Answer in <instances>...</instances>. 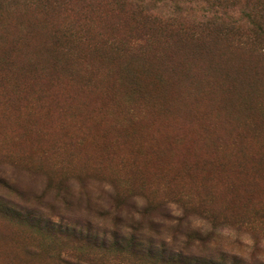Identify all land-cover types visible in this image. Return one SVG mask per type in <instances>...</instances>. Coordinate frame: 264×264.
Returning a JSON list of instances; mask_svg holds the SVG:
<instances>
[{"label":"rangeland","instance_id":"374dc122","mask_svg":"<svg viewBox=\"0 0 264 264\" xmlns=\"http://www.w3.org/2000/svg\"><path fill=\"white\" fill-rule=\"evenodd\" d=\"M26 1L0 6V264L264 261V0Z\"/></svg>","mask_w":264,"mask_h":264},{"label":"trees","instance_id":"16d2710c","mask_svg":"<svg viewBox=\"0 0 264 264\" xmlns=\"http://www.w3.org/2000/svg\"><path fill=\"white\" fill-rule=\"evenodd\" d=\"M5 1L7 3L8 2H12L13 5H17L19 2L25 1V0H0V6L3 5L2 3L5 2ZM49 1L50 0H28L26 2H27V6H39L40 8H45L47 5H49V3H47ZM56 3H58V4L62 3L63 6H65L66 4H69L66 0H55L54 3H53V5L55 6ZM65 7H67V6H65ZM258 10L260 12V15H262L261 16L262 21L259 22V20H258L257 22L253 23V25L255 27L253 28V30H250L251 31V34L247 36L248 37L247 43L250 44L251 46H257L258 44H260V43H262L264 41V10L261 7ZM249 16L250 15H247V17H249ZM145 20L146 21H149V25L151 23L152 25H157L158 27L159 26H164V28H163L164 30H165L166 27H168V22L166 20L163 21L162 19H159L156 16L153 17V15H147V14H145ZM163 22H164V24H162ZM72 30H73V27L70 24H68L66 26L65 33L71 32ZM161 203H162V205H161ZM159 205L162 206V207H164V206L167 205V203L160 202ZM185 208H187V207L184 206L183 209H185ZM164 210L166 211L167 216L169 218L178 219L177 217H174L172 215L171 211L168 210V209H166V207L164 208ZM134 244H135V242H133L131 245L133 246ZM220 255H221L222 262L219 263V264H228V262L225 261V258H227L228 256L225 255V254H220ZM233 258H235V257H233ZM198 261H199L200 264H205V260H203V259H200ZM212 261L213 260H211L209 263L210 264H216L215 262H212ZM239 261L233 259L231 261V264H239ZM241 262H242V260H241ZM184 263L191 264V260H186ZM259 263L260 264H264V261H261Z\"/></svg>","mask_w":264,"mask_h":264}]
</instances>
